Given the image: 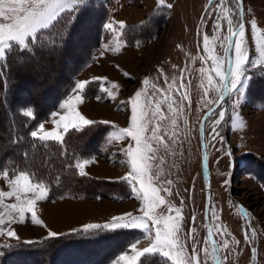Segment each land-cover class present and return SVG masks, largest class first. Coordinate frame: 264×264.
Here are the masks:
<instances>
[{"label": "rangeland", "instance_id": "obj_1", "mask_svg": "<svg viewBox=\"0 0 264 264\" xmlns=\"http://www.w3.org/2000/svg\"><path fill=\"white\" fill-rule=\"evenodd\" d=\"M168 3L173 5L171 9L166 7ZM125 4L133 13L137 12L140 19L125 23L123 35L117 36L106 30L104 25L115 22L117 14H120L119 6ZM143 8L147 9L144 15H142ZM225 8L228 11H225ZM233 8L234 0H223V3L221 0H215L211 5L209 0H164L163 6L158 0H88L87 7L82 8L81 13L77 15L78 18L75 19L77 24L68 27L62 43L30 44V48L20 54L14 49L11 50L9 58L12 65L9 70H6L9 74L14 73V86L10 90L11 98L14 97V93H17V84L20 81L23 84L24 91L21 94L24 97L26 96L24 92L34 93L33 89L28 88L25 83L28 79L33 82L40 81L42 85L53 84L50 88L51 93L56 94L60 89L63 95L47 114L38 115L37 119H33L34 116H32L27 120L28 118L24 116L25 119L19 118L15 122H10L6 128L8 120L6 121V116L3 118L6 112L1 114L0 191L11 190L2 170L11 172L15 169L34 173L37 180H42L50 188L48 195L53 189L58 195L47 196L46 200L37 202L35 211L37 217L43 222L40 225L31 223L30 213H26L21 221L19 213L13 212L11 223L5 216L6 222L0 227L16 231L19 240L0 236V249L5 244L18 241H39L48 246L50 243L51 245L55 243L53 240H60L67 233H71L72 229H80L81 227L74 225L81 221L80 218L75 217L76 213H79L77 209L61 217L55 215L50 218L53 225H48L49 218L43 214L42 204L46 201L53 202L64 196L75 197L82 194L85 195L84 197H90L88 199L93 204L97 203V197L107 198L110 208L107 214L127 208L134 216L143 215L140 209L144 203H141L138 198V204H134L131 188L121 180L130 170L127 157L121 151L122 148L127 147L130 138L110 139L111 131H109L111 128L114 132L129 126L128 101L137 90H141L142 93L147 92L152 100L148 110V120L151 121L148 125L149 130L158 123L161 129L159 134L168 141L167 151L160 147L157 160L153 161V174L160 172L159 179L154 182L159 187L171 189V195L161 191L167 203L160 206L157 212L168 215L170 214L168 213L169 205L180 208L183 217L180 221V237L185 255L192 256V248L195 246L201 264H214L213 252L206 238L204 225V186L201 175L199 123L204 112L212 105H206L205 101L216 100L219 93L209 90L208 96H204V90L209 87L206 72L211 69L212 62L206 59L209 53L203 49L202 35L209 36L212 54L223 58L224 48L228 44L225 17L239 19ZM217 20L221 25L219 31L213 27ZM243 20L246 27L245 39L249 48V59L255 60L257 65L247 70L251 80L239 108L233 110L232 107L237 97L227 96L222 102V107L215 109L217 113L221 110L225 111V120L218 127L220 136L215 141L210 139L208 141V161L212 180L210 206H215L214 210L219 219L213 220L210 213L209 216L212 231L216 233L221 264H264V155L256 151L264 141V57L259 55L256 49V37L251 31V22L255 20L260 30L258 35L264 36V0H243ZM114 27L119 31L117 23H114ZM42 33L49 40L58 39L55 32L49 29L42 30ZM104 42L107 43H105L107 48L104 47ZM124 45L132 47V51L124 56L122 63H119L118 58H113L114 55L116 56L114 51L117 46L124 48ZM233 55L231 50V58ZM6 64L0 61V67ZM201 69H205V72H201ZM125 72L129 75L125 76ZM97 77L101 79L95 80L94 78ZM145 79L148 80V84H144ZM82 81H89V83L82 93L83 102L77 104L76 108L87 119L96 123L83 126L82 131L70 129L64 134L63 144L55 141L43 143L34 141L30 132L36 130L40 123H44L45 130H52L55 127L52 123L53 119L58 120L60 115L67 112L60 107L61 103L69 96L76 94L73 91L75 85ZM181 84L184 87H180ZM101 85L111 91L113 97H109L107 91H102ZM156 89L163 91H156ZM154 91L155 95H153ZM181 93H186L187 99H182ZM97 96L100 97L99 100L96 99ZM141 100L142 102L145 100L144 95ZM20 101L14 100V102ZM169 103L173 105L174 111L168 109ZM156 104L160 105L165 117L163 120L159 119V114L156 117L152 115ZM15 109L22 114L27 109H31L33 114L40 112L29 101L16 103ZM54 112L58 114L55 117L52 116ZM216 118L218 117L213 116L212 119ZM173 119L176 120L175 125L172 124ZM102 121L110 123L104 124L101 123ZM233 122L237 123V127H233ZM3 125L5 131H3ZM213 126L211 122H208L205 137L209 135ZM60 131L63 132V129L61 128ZM174 132L179 135L181 142L178 144H172L168 140ZM148 134L150 135L151 132L149 131ZM95 135L96 141L93 143L92 138H95ZM85 139L91 143L90 147H94L90 149L92 152L85 150L88 149L84 143ZM221 140L224 142L223 146ZM13 141L16 142L13 143ZM153 146L156 147L155 143ZM225 149L231 151L232 155L229 156ZM106 156H111L108 158L119 163V171L116 169L117 171L114 170V172L121 175L111 181L115 184L113 186L108 181L110 178L96 175L95 172L101 173L102 170L96 171L92 167L95 166V159L98 158L100 161L108 162L107 159H100ZM160 157L164 159L163 164H160ZM84 159L93 162L85 166L87 175L81 177L75 165ZM111 166L114 165L111 164ZM168 180L172 181L171 185L161 183ZM225 181L228 183L225 184ZM108 186L110 188L104 191L103 189ZM111 188H114L113 191H109ZM3 203L12 204L17 201L15 197H11L4 198ZM51 207L61 210L59 204ZM241 207L245 210L243 215L240 212ZM5 211L3 207H0V212ZM193 216H195L194 222ZM57 220L60 223L62 221L68 223L63 224V222L59 228L56 226V223H59L56 222ZM109 221H103L100 224ZM217 225H223L224 230L229 234L227 249L223 247L225 237L219 235ZM66 227L68 228L60 230ZM246 227L249 229L250 239L248 240L245 239ZM134 230L135 233H130L133 237L124 248L111 257L110 250L101 254L109 261L106 259L105 264L114 260L121 251L130 249L136 240L142 249L151 245V238L146 237L141 229ZM49 231L64 235L50 238ZM73 235L78 234L73 233ZM237 241L239 243H236ZM205 248H207V256L204 252ZM253 248L256 252L255 257L252 255ZM56 251L58 249L51 250L53 253ZM64 253L58 260L65 261L69 253L67 256H64ZM51 258L52 254L49 251L41 262H36L49 264ZM145 261H147L145 264H173L159 253L146 255ZM75 264H78V261Z\"/></svg>", "mask_w": 264, "mask_h": 264}, {"label": "snow or ice", "instance_id": "obj_2", "mask_svg": "<svg viewBox=\"0 0 264 264\" xmlns=\"http://www.w3.org/2000/svg\"><path fill=\"white\" fill-rule=\"evenodd\" d=\"M161 6L164 5V0H158ZM215 0H209L210 5ZM223 3V0H221ZM88 0H0V61H4L6 53L13 49V45H18L20 50L30 48L31 45L37 43H50L55 45L62 43L67 34V29L70 25L75 23L76 14L81 12L82 8H86ZM168 9H171L173 5L168 3L166 5ZM225 11H228L225 8ZM239 19L227 18V32L226 40L228 41V47L224 48V57H219L212 54L213 49L209 47V36L207 34L202 35L203 49L209 55L206 59H210L212 67L206 72V79L208 82V89L204 90V96L207 97L209 90H215L219 93L218 100H207L206 105L215 104L217 107H222V102L225 100V96H236L237 99L233 104V110L239 108L246 93V89L250 83L251 76L248 75L247 70L249 67H255L257 62L249 59V48L247 46L246 27L243 22V0H234V8ZM68 13V16L62 18V14ZM114 23L119 24V31L114 27ZM126 27L124 21L108 22L104 25V28L117 36L123 35V29ZM214 29L219 31L221 25L219 20L214 23ZM56 29V36L58 39L49 40L47 36L42 33V30ZM251 31L253 36L256 37V49L261 57H264V36L258 35L259 29L255 20L251 22ZM38 34L39 38H38ZM107 48V45H105ZM229 49L233 52V57L228 58ZM119 46L115 51H119ZM225 62L228 67L225 68ZM0 71L3 68L0 67ZM201 72H205V69H201ZM214 74V75H213ZM128 76V73H124ZM100 80L101 78H94ZM89 81H82L75 85V95L69 96L65 99L60 107L66 109L67 112L64 115H60L59 119H53L52 123L55 127L48 131L45 130L44 123H40L36 130L30 132V136L34 141L49 142L55 141L63 144L64 134L68 133L70 129H76L82 131L83 126H91L95 121L87 119L80 111L77 110L76 105L83 102L82 93L84 92L86 85ZM144 84H148V80H144ZM180 87H184L183 84ZM155 88V86H154ZM102 91H107L109 97H113V93L103 88ZM156 91H163L156 89ZM179 91V89H177ZM144 95L145 100L142 102L141 97ZM155 95V91L153 92ZM182 99H187L186 93H181ZM100 99L99 96L96 97ZM123 103V102H122ZM130 107V123L128 127L119 128L118 131L111 133L110 139L124 140L128 139L129 143L126 148H122L121 151L127 157V165L130 171L121 180L126 182L131 188V192L144 204L140 211L143 213L141 216H134L131 212L125 213L119 216H113L109 222L100 223H87L82 225L80 229H72L70 234H78L82 236H94L104 231H115L119 229H141L146 237L151 238L152 243L148 247L143 249H137L136 243L131 246L134 255L129 256L127 253L119 255L116 264H138L141 257L151 256L152 254L159 253L163 257L172 261L173 264H201V260L198 255V250L195 246L192 248L193 255H185L184 245L181 243V223L183 219L180 208H174L169 205L168 215L158 213L157 209L160 206L165 205L167 201L164 196L161 195V191L171 195V189L168 187H159L154 182L159 179L160 172L157 171L153 174V161L157 160V153L160 147H163L165 151L168 148V141L165 140L163 135H160V126L157 123L149 130L148 110L152 104V100L148 97L147 92L142 93L141 90H137L128 101ZM168 109L174 111L173 105L168 104ZM27 117L33 116V111L27 109L24 111ZM159 114V119L163 120L165 117L161 112L160 105L156 104L155 111L152 113L153 117ZM57 113H52V116H57ZM225 111L221 110L218 113L215 109L209 108L205 113L204 119L200 121V136L202 138V148L205 150L209 147V139L215 141L219 136V125L225 120ZM213 116L218 118L212 119ZM211 122L214 126L207 137H205L206 125ZM101 123L109 124L108 121H102ZM172 124H176V120H172ZM233 127H237V123L233 122ZM63 129V132L60 129ZM149 131L151 134L149 135ZM172 144L180 143L179 135L173 133L168 138ZM16 141H13L15 143ZM155 143L156 147L153 146ZM223 140L221 145L223 146ZM227 151L229 156L232 155L231 151ZM204 168L207 169V154L204 155ZM160 164L164 163L163 157L159 158ZM93 161L84 159L81 162H77L75 167L79 170L81 177L86 176L85 166ZM159 168V165H157ZM5 180L8 182L10 191H0V207H3L6 211L0 212V225L5 224V216L8 217V222H12V213L17 212L21 217V221L26 213L31 214V223L34 225H40L43 222L37 217L35 207L38 201H44L47 199L50 188L42 180H37L34 173H29L26 170L16 171L2 170ZM171 185L172 181H162ZM225 184L228 181L224 182ZM31 194V195H29ZM15 197L17 203L4 204V198ZM99 199V197H97ZM183 203V201H181ZM215 206L211 205L208 208V212L211 214L213 220H218L216 215ZM175 213L172 215L171 213ZM240 212L243 215L245 210L241 207ZM193 222L195 216L192 217ZM194 231V229H193ZM217 231L219 235L225 237L223 240V247L227 249L229 247V234L224 230L223 225H217ZM249 229L245 228V239H250L248 235ZM64 235L63 233H57L54 231L48 232V237L55 238ZM0 236H7L9 238H15L19 240V236L16 231L0 227ZM216 233L211 229L208 230L207 240L212 244L213 260L215 264H220L221 256L219 255L220 249L217 246V241L214 238ZM25 244H32L33 241H25ZM236 243H239L238 241ZM3 247H12V245H4ZM207 256V248L204 250ZM253 257L256 252L253 248Z\"/></svg>", "mask_w": 264, "mask_h": 264}, {"label": "trees", "instance_id": "obj_3", "mask_svg": "<svg viewBox=\"0 0 264 264\" xmlns=\"http://www.w3.org/2000/svg\"><path fill=\"white\" fill-rule=\"evenodd\" d=\"M82 11V10H81ZM81 12L76 14V18H78L77 15H79ZM68 16L67 14H62V18ZM75 18V19H76ZM144 23V22H143ZM77 22L73 23V25H76ZM140 26V25H139ZM75 27V26H74ZM129 27V26H128ZM50 31H54L56 33V29H49ZM68 30V29H67ZM39 35V34H38ZM13 49L20 54L21 51L18 48V45H13ZM12 49V50H13ZM11 51L7 52L5 63L6 66H1L3 68V71H0V119L2 118L1 114L6 112V115L3 114V118L6 116V121L8 120V123L6 125V128L8 127L9 123L17 121L19 118L27 117L25 114H22L21 112H17L15 109L16 103H20L23 101H29L34 104L36 107V110H40V112H35L33 114L34 118L39 116H44V114H47L50 109H52L55 106V102L63 95V93L58 91L56 94L51 93V87L53 84L48 85L47 83H42L40 81H34L31 79L25 80V83L27 84L28 88H32L34 93H27L24 97L21 93L23 90V84L20 81L17 84V93H14V97H10V90L14 86V73H7L6 70H9V68L12 65V62H10L9 53ZM29 77V76H27ZM26 78V77H25ZM24 78V79H25ZM21 78H19L20 80ZM23 79V80H24ZM12 80V81H11ZM68 80V79H66ZM65 80V82H67ZM32 91V92H33ZM29 92V91H28ZM13 95V94H12ZM26 98V100H25ZM21 100L20 102H14V100ZM9 104V105H8ZM29 120L30 117H27ZM25 119V118H24ZM3 131H5V127L3 125ZM86 143V147L88 149H85L87 151H91L90 149H93L94 147H90L91 143L87 141V139L84 140ZM93 143L96 141V135L95 138H92ZM88 143V144H87ZM253 158L255 156H252ZM264 164V163H263ZM54 187V185L52 186ZM58 194H55V190H51L48 197H55ZM135 233L134 229L128 228V229H119L115 231H104L100 232L94 236L88 237V236H82V235H73L70 233H67L66 236L62 237V239L53 240L55 242L51 245V243L47 246V244H44V242H34L32 244H25V241L21 242H14L10 244L5 245H12V247H3L0 249V264H28L34 263L39 264L38 262H41L43 260V257L47 254V252L50 251L52 254V258L49 261V264H54L60 256L63 255L67 256L65 261L63 259H59L55 264H63L61 262H64L65 264H75L76 261H78V264L80 262L87 263V264H104L106 263L107 258H103L101 254L105 252L106 250H110L109 254L114 255L119 250L124 248L128 242H130V238L133 237L130 233ZM123 235V236H122ZM130 236V237H129ZM105 241L106 243L104 244ZM58 249L56 253L51 252V250ZM70 256V258H69ZM102 257V259H101ZM108 257V256H107ZM69 258V259H68ZM38 261V262H36ZM108 261V259H107ZM147 261H145V257H141L140 262L138 264H145Z\"/></svg>", "mask_w": 264, "mask_h": 264}, {"label": "crops", "instance_id": "obj_4", "mask_svg": "<svg viewBox=\"0 0 264 264\" xmlns=\"http://www.w3.org/2000/svg\"><path fill=\"white\" fill-rule=\"evenodd\" d=\"M147 2V1H146ZM121 4V3H120ZM146 4V3H145ZM126 5V4H125ZM121 5L119 6L120 8V14H117V17L115 19V22H119V21H124L125 23H128L130 22L131 20H134V19H140V16L139 14L137 15V12L133 13V11L127 7V5ZM146 6V5H145ZM151 7V6H150ZM144 9V13L142 15L145 14V8ZM119 12V10H118ZM117 27L119 29V24L117 23ZM106 42H104L103 44H105ZM107 44V43H106ZM105 44V45H106ZM125 47L124 48H119L120 50L117 52V51H114L116 52V56L114 55L113 58H118L117 60L119 61V63H122L123 62V59H124V56H126L127 54L130 53V51H132V47H130L129 45L126 46L124 45ZM105 47V46H104ZM134 48V47H133ZM109 57V56H108ZM110 58V57H109ZM108 79V78H107ZM112 82V81H111ZM114 82V81H113ZM112 82V83H113ZM108 83H110L108 81ZM111 84V83H110ZM115 129V127H114ZM109 131H113V128H111ZM263 141V140H262ZM258 153L260 154H263L264 155V141L263 143L258 147V149L256 150ZM98 157H100L98 155ZM108 157H111V156H106L105 158L101 157L100 159L104 160V159H107L108 162H103V161H100L99 158L98 159H95V166L93 165L92 167L95 168V170L97 171L98 169L99 170H102L101 173L99 172H95L96 175L98 176H103L105 178H110L108 181L110 184H112L111 186L115 185L114 183H112L111 181H114V178H118L121 174L119 173H116V171L118 170L119 171V163H116L114 159H111V158H108ZM263 158V157H262ZM114 162V163H113ZM110 164V165H109ZM111 164H113L114 166H111ZM121 164V163H120ZM89 166V165H88ZM98 166V167H97ZM117 169V170H116ZM130 169V168H129ZM114 170H116L114 172ZM130 171V170H129ZM109 184V186H110ZM107 187V188H104L103 190L106 191L108 190V188L110 187ZM114 188H111V190L109 191H113ZM133 194V193H132ZM109 195V194H108ZM107 195V196H108ZM85 195H82V194H79V196H75V197H68V196H64L63 198H60V199H57V200H54L53 202H47L46 203L44 202L42 205L44 206V209H43V214L47 215V217L49 218V222H48V225L49 224H52L51 220H50V217L48 215V212H55V211H62L63 213H61V216H64L65 214L67 213H71L74 209H77L79 210L78 212L79 213H76L75 217H77L78 219L80 218L81 221L75 225L76 226H79V227H82V225L84 224H87V223H100V222H103V221H107V220H111V218L113 216H119V215H123L125 213H129L131 212V210L129 211L127 208L125 209H120L118 210V212H114V213H111V214H107L110 210L109 208V200H107V198H100V199H97V203L93 204L91 202L90 197H84ZM88 196V195H86ZM101 196V195H100ZM102 196H105V194H102ZM133 202L134 204H138L137 203V197L133 194ZM140 202L142 203L143 201L141 199H139ZM108 201V202H107ZM111 201V200H110ZM48 203V204H47ZM144 203V202H143ZM59 204V207L61 208V210H59L58 208H52L51 206L53 205H57ZM242 206V205H241ZM117 208V207H116ZM131 209V208H130ZM67 210V211H66ZM76 210V211H77ZM107 214V215H106ZM101 216V217H100ZM51 217H54V216H51ZM58 221V220H57ZM56 221V222H57ZM46 222V221H45ZM59 222V221H58ZM64 221H62L61 223H56V226H58L59 228L61 227L60 225L63 223ZM68 222H64L63 224H67ZM53 225V224H52ZM65 226V225H63ZM62 226V227H63ZM68 227L66 228H61L60 230H64V229H67ZM128 229V228H127ZM132 229V228H131ZM137 240L134 242L136 243ZM139 243H136V246L137 249H142V247H140V244L138 245ZM124 253H127L129 256L131 255H134V252H132L131 248L130 249H126L124 251H121L117 257L112 260L110 263L108 264H116V261L119 257V255L121 254H124ZM111 260V259H110ZM107 262V261H106ZM109 262V261H108ZM123 262H120V264H122ZM105 264V263H104Z\"/></svg>", "mask_w": 264, "mask_h": 264}, {"label": "water", "instance_id": "obj_5", "mask_svg": "<svg viewBox=\"0 0 264 264\" xmlns=\"http://www.w3.org/2000/svg\"><path fill=\"white\" fill-rule=\"evenodd\" d=\"M243 22H244V20H243ZM227 47H228V44H227ZM227 59H231V49H229V53H228V58ZM227 67H228V64L226 62L225 68H227ZM226 97L227 96H225V98ZM218 98H219V95H218L216 100H218ZM209 108L216 109L217 105L212 104ZM209 108L204 112L201 120L204 119L205 113L209 110ZM199 140H200V155H201V174H202V182H203V186H204V225H205V228H206V238H207L208 230L209 229L212 230L211 222H210V216H209V212H208V208L210 207V203H211V194H212L211 184H212V180H211V171H210V167H209V161H207V169L205 170V168H204V159L203 158H204L205 154H207V157H208V149L205 150L201 146L202 145V138L200 136V123H199ZM209 245H210V247L212 249L211 242H209ZM217 246H218V243H217ZM219 255H220V252H219ZM214 264H215V261H214ZM220 264H221V260H220Z\"/></svg>", "mask_w": 264, "mask_h": 264}, {"label": "bare ground", "instance_id": "obj_6", "mask_svg": "<svg viewBox=\"0 0 264 264\" xmlns=\"http://www.w3.org/2000/svg\"><path fill=\"white\" fill-rule=\"evenodd\" d=\"M67 211V210H66ZM61 211H55V212H48V215H49V217L50 218H52L51 216H55V215H58V216H60L61 217ZM59 221H61V219L59 220ZM58 222V221H57Z\"/></svg>", "mask_w": 264, "mask_h": 264}]
</instances>
